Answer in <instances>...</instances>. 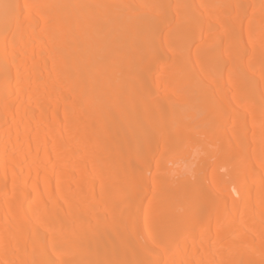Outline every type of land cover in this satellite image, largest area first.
<instances>
[{"label": "bare ground", "instance_id": "6f19581e", "mask_svg": "<svg viewBox=\"0 0 264 264\" xmlns=\"http://www.w3.org/2000/svg\"><path fill=\"white\" fill-rule=\"evenodd\" d=\"M0 264H264V0H0Z\"/></svg>", "mask_w": 264, "mask_h": 264}, {"label": "rangeland", "instance_id": "374dc122", "mask_svg": "<svg viewBox=\"0 0 264 264\" xmlns=\"http://www.w3.org/2000/svg\"><path fill=\"white\" fill-rule=\"evenodd\" d=\"M190 101H191L190 103H191L192 105H189V104H188V107L191 106L192 109L195 111V110H196V107H194V106H195L196 104H195L194 101H192V100H190ZM192 102H193V103H192ZM178 104H179V103H178ZM180 104H181V103H180ZM193 105H194V106H193ZM183 106H184V105H183ZM178 107L181 108V107H182V104H181V105H178ZM186 107H187V106H186ZM184 108H185V107H182L181 109H184ZM189 108H190V107H189ZM190 109H191V108H190ZM192 109H191V110H192ZM198 118H201V116H199ZM154 136H155V135H154ZM157 136H158V135H157ZM199 150H200V149H196V152L199 151ZM196 152H195V149H194V151L192 152V157H190V160L187 159V156H186V155H181V154H180L179 156L176 155L177 157L175 156V160H173V158H171L172 161L169 162L170 164L168 165V163H167V167L170 168V166H171V169H173V166H172V165H174V169H173V170H175L178 166H179V167H180V166H181V167H184V166L188 163V164L191 166L192 171L194 172V173L192 172L191 174H193V176H195L194 174H196V176H197V175H198V174H197V173H198V172H197L198 170L196 169V166H194V165H195L196 161H198V160H195L193 157L195 156L194 153H195L196 155H197L198 153H200V154H199L200 156H201L202 153H201V150H200V152H197V153H196ZM182 153L184 154V152H182ZM159 155H160V154H154V155H152V156H153V157H151V158H152V165H151L152 168H153V167L155 168L156 160H157V162H158V161H160V159L163 158V156H162V158H161ZM203 155H204V154H203ZM203 155H202V156H203ZM181 156H182V157H181ZM184 156H185L186 158H185ZM159 157H160V159H158ZM181 159H182V160H181ZM193 159L195 160L194 163H193ZM162 160H163V159H162ZM176 160H177V161H176ZM154 161H155V162H154ZM173 161H176V162H174V164L171 165V163H173ZM187 161H188V162H187ZM189 161H191L192 163H189ZM177 162H178V163H177ZM175 163H176V164H175ZM209 163H211V164H209V167H208V165L205 167V175L207 174V175H210V176H207V175L205 176V175H203V176L206 177V178H205L206 180L204 179V180H205L204 182H205V183L207 182L206 184H208V186L206 185V187H211V182H210V180H211L210 178H211V175H212L211 173H213L216 169L219 168V166H215V164L213 163V160H212V162L210 161ZM188 164H187V165H188ZM189 165H188V166H189ZM176 166H177V167H176ZM190 166H189V167H190ZM175 167H176V168H175ZM207 167H208V168H207ZM211 167H213L214 169L211 168ZM215 167H216V169H215ZM154 168L151 169V173H152V171L155 170ZM206 168H207V170H206ZM193 169H194V170H193ZM211 169H213V171H211ZM196 170H197V171H196ZM223 170H225V169H222V168H221L220 170H216V172L219 171L218 173L221 174L222 177L224 176V177H223L224 179H227V176H226L227 173L224 172ZM195 171H196L197 173H196ZM225 171H226V170H225ZM210 172H211V173H210ZM202 173H204V172H202ZM202 173L199 172V175H202ZM225 173H226V174H225ZM175 174H176V173H175ZM224 174H225V175H224ZM199 175H198V176H199ZM177 176H178V175H177ZM175 177H176V176H175ZM191 180H192V181L194 180L193 177H191ZM208 180H209V181H208ZM167 218H168V217H167ZM169 218H171V217H169Z\"/></svg>", "mask_w": 264, "mask_h": 264}]
</instances>
